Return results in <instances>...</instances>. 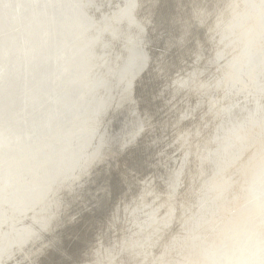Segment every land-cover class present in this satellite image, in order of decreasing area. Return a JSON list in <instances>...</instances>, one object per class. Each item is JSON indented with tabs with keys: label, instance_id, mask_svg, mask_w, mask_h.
<instances>
[{
	"label": "bare ground",
	"instance_id": "1",
	"mask_svg": "<svg viewBox=\"0 0 264 264\" xmlns=\"http://www.w3.org/2000/svg\"><path fill=\"white\" fill-rule=\"evenodd\" d=\"M29 1L32 2V3H30L31 4L30 6H29ZM29 1L28 0H16V1L14 0V2H13V0H1L0 6L5 7L4 13H7V14L11 13L14 16L16 24L24 26L23 25L24 20H27L30 18L27 17L26 19H22L23 16H26V15L29 16L30 15V17L33 18L38 13H40L41 9L43 8V6H39V7L37 6L36 1H38V0H29ZM55 1L60 2L62 0H55ZM85 1L87 2L88 0H85ZM92 1L95 2V5L100 4L102 2V0H92ZM107 1H109V0H106V2ZM114 1H116V0H114ZM165 1L166 0H131V4H129V6H128L129 7L128 11H130V9H131V11L129 13H125L119 20H118V18H119L118 14L115 17H113L112 21H111V19H107L106 24L108 23L110 25H114L109 29V31L107 33H104L103 31L100 32L99 31L100 26H96L94 23H92L93 27L89 26L91 23H88L89 25L87 24L88 30L86 28L82 27L80 24V21L82 19V14H80V12H79V13L73 15V18L70 19L68 17V19H66L65 22L62 23V25L64 26V31L62 32V34L64 33V36L60 35L61 33L59 31L58 24L61 21H58L56 23V20H55L56 14L54 13L55 11L53 12L50 9H46V13L51 17L54 24L45 27L44 33H47V34L49 33V35H51L53 37V44L59 46V49L56 52H54V54L52 55V59H54L55 61H58V59H63V60H61V62L56 64L54 73L50 77V79L51 80L53 79L54 75L57 72V68H59L58 72H57L59 74L61 72H64V71L71 72L72 69H74V68H75L74 71H76L75 75H73V78L70 80V82L66 83L65 87L63 86L62 91L60 89L61 93L59 91L57 96L54 95V94H56V92H54L53 88H51V89L49 88L46 90H43V89L30 90V88L28 86V78L31 75V73H34V67H32V65L30 64L29 61L39 50V48L38 47L36 48V45H34L33 42H31L32 45L31 44L27 45V42L20 45L21 49L18 50V52H17L18 56H15L16 59H14V58L10 57V54L13 55L14 51L11 50L10 46L7 43L0 41V69L2 68V64L4 63L5 67L4 66L3 67L6 68L7 69L6 71L9 72V73L4 72L5 74L0 73V87H4L9 82L10 78H8V76H10L11 74L16 73L18 75V77H20V72H21L20 69L22 68L21 67L22 64H23L22 69L25 68L27 70V72H25L27 74H25V76L24 75L22 76V77L26 78V80H25L26 84L24 82L25 86L22 87L18 84V88L20 89V91L18 92V94H20V96H19L20 106L18 108L14 109L11 112V114L7 115L5 118L0 116V174H2V173L4 174L6 169H7V171H9L10 169L17 167V169H15L16 174L13 173L12 175L18 176V177L16 176L17 178L16 177L14 178L15 180L13 179V176H11L12 179L9 181L4 179L5 185L2 184L3 183L2 179H1L2 183L0 182L1 183L0 184V228H1L0 229V247L2 246L0 248V255L1 254L4 255V256H0V261L1 260L4 261L5 258H6V260H8L7 257H9V255L12 253L13 250H16V249L19 250L25 244H27L30 240L36 239L38 234L40 232H42L43 229H45L46 231L51 230V232H53L52 230H54L55 228H58L59 231L61 230V232H64V229L67 228L68 226H70L71 224L68 223L67 221H66L67 223L64 222L65 220L63 221L62 219L56 220V218H58V216L60 214L62 216L61 211L63 209H66V208H64V206L62 204L57 203L53 199V198H56L55 195H56V193L59 192L58 191V187L60 188L59 185L60 184L62 185V183L64 181H68L70 183V180L72 178H74V180L73 179L72 180L74 182H76V180H79L82 176H84L86 174V172L88 173L87 170L89 168L93 169L96 166L100 167V166H104V165L109 163L107 165V168L110 170L111 167L117 165V160H118L117 157H119V156H121V157L125 156V157H127L126 159L132 157L135 160H137V158L139 156H140L139 158H141V156H143L145 154V153L143 154L142 150H144V148L148 146L147 144L149 143V141L157 138V137H155V138L151 137V135L154 136L155 133L150 134V135L144 134V132L147 131L148 128L150 129V123L151 122L153 123L152 130L154 131V129H155L154 123H156L157 124V131L160 132L161 129H163V128L165 129V127H166L165 126V117L166 116H171L174 118V120L172 121V125H173V123L177 120V118H179L180 113L183 112L184 107H186L189 103H191V102H189V99H191V98H189L187 100V98H188V96H190V94H193L194 91H198V93H199V89L202 90V92L200 91V94L203 93L204 91H206V93H208V94L212 93L211 91L208 92V87L210 85V82L208 81V78H210V77L207 75L208 74V72H207L208 68H209V71L215 70V73L217 74V76L222 78L221 83L219 85H216L217 86L216 88L214 86L215 84H213V83H215L217 80L216 81L212 80L211 89L215 88L214 91L216 93V96L222 95L223 90L225 89L224 87L226 85H228V83H239L240 85L237 89H235V91H232L231 87L233 84H231L229 89L231 88L232 94L227 98L225 97L226 99H223V100L220 99L217 101H214V100L209 101L208 100V102L212 103V104L210 103L211 104L210 113H208L209 112L208 111V109H209L208 103L206 101H204L206 103L203 102L204 104L203 105L201 104L202 105L201 107L199 106L200 109L196 110V112H194L195 118L201 116L200 120L198 122H196V121L191 122V124L189 123L190 125H195V123H203V121L205 119L208 120V116H210L212 118L209 126H208L209 123H207L205 126L203 125V127L201 128V138L198 139V142L200 143L198 146L199 150L196 151L198 149V147H194L196 149L195 151L199 153V157H198V155H193V154L191 156L188 155L190 157L189 170L187 171L188 173H185L183 171L186 175L188 174V177L191 179V182L189 181V183H191V186L188 189V193H186L187 199L185 196L184 202H183L184 206L188 205L189 207H191V209H187L188 213H186L187 211L185 209L184 211H186V212H183L182 215L180 214L181 215L180 220L185 223L186 228L192 227L194 224H196V227H197V222H199L203 219V216H202L203 214H202L201 215L202 219H201V217H199L201 220H199V221H196V219L194 220V218H196V217H194L195 215H193V213H194L195 209L198 207L197 202H199L198 200H200L199 198L202 197L201 195L204 193V191H206L208 186L216 184V182H217L216 179L209 181L208 178L211 175V173H213V170H217V168H216L217 165L222 160H224V159L226 160L230 156L232 157V155H234V154L239 155L241 153L244 145L247 143H250L249 141H251V140L253 142V139L257 140V143L253 142L254 143V149L258 146V144L261 145V143H264V0H171V2L175 5V7H174L173 11L170 13V15L167 14L169 12V10L167 11V13H158L160 10H163L166 7H168V4ZM40 2H42L41 5H43L44 2L42 0ZM117 2H118V0H117ZM13 3L14 4L16 3V4L14 5ZM46 3L47 2H45L44 4H46ZM114 3H111V4L114 5ZM123 3H124V0H123L122 4ZM117 5H119V4H117ZM88 6H89V8H91L90 5H88ZM16 7H17V9H19L18 7H20V16L19 17H16L13 14L16 10ZM96 7L98 8V6H96ZM105 7H107V6H105ZM9 8H11V9L9 10ZM101 9H103V8H101ZM132 9H133V11H132ZM84 10H85V8H84ZM84 10H83V13H84ZM90 10H89V12H90ZM103 10L99 11V12H101L100 15H98V13H96L97 15H95V14L94 15L96 17H98V19H100V18L108 15V13H110L108 11L106 12ZM94 11H92V12H94ZM112 11H113V9H112ZM85 13H86V10H85ZM114 13H115V11H114ZM70 14H71V11H70ZM90 14H92V13H90ZM138 14L141 15V17H138L137 16ZM152 16L157 20V22L155 21L156 25L154 28L148 29L149 32L146 29L148 33H145L144 37L147 40V41H145L144 38H141L142 33L140 32V29L144 25V19L147 18L153 22ZM70 17H72V16H70ZM26 22H29V21H26ZM117 22L120 25V29H123V35L116 32V29L119 26ZM99 23H101L100 20H99ZM22 28H20V31H22ZM81 28L85 30L84 35L82 36V38L77 37L78 39L75 40L74 42H72L73 44H72L71 48L70 47L68 48V43H69L68 38L76 30H80ZM155 29H162L164 31V33H165L164 38L168 42V45H169L167 47L170 48L169 55H167V56L171 55V58L166 57V59H165L166 61L164 60L165 62L164 61L162 62L163 58L160 57L162 54V52H161V53H159V55H160L159 59L158 60L155 59L157 62L154 61L158 64L150 65L149 58H148V51H150V50H148L146 52L145 51L146 50L145 45L148 44V42L151 43V40H149V39L152 38L151 36L153 34H155V31L151 32L150 30H155ZM30 30H32V29H30ZM141 30H143V29H141ZM78 34H80V33H78ZM159 34H161V33H159ZM22 35H24V34H22ZM94 35L97 36V39L95 41H92L89 44L88 51L84 54L79 53L82 57V60L75 59V57L72 54L73 51L75 50V47L81 43H85L90 38H92V36H94ZM77 36H79V35H77ZM154 37H155V35H154ZM28 39H26V40H28ZM156 39H158V37ZM156 39H154V40L156 41ZM158 40H160V39H158ZM162 40H164V39H162ZM162 40H161V42H162ZM159 43H160V41H159ZM152 44H154L153 39H152ZM146 46H149V45H146ZM155 46H156V44H155ZM132 47H134L136 49H132ZM160 47H161V45H160ZM169 48H168V50H169ZM110 50L114 51L113 58H114L115 62L120 65V67L117 69V70H120V72L115 70L116 68H115L113 60L111 58H107V62H109L111 64V66L114 67L115 69H113L111 67H109L107 69V67L105 66V62L103 60H104L106 54ZM164 50H165V48H164ZM153 52L151 54H153ZM217 53H219L220 55H222V54L224 55V57H222L221 60H224V59L227 60L225 64L221 63L220 61H217L218 59L215 57L216 55H218ZM151 54L149 53V55H151ZM157 55H158V53H157ZM153 56H155V55H153ZM196 57H200V59H198V61L196 62V66H195L196 68L195 67L191 68V65H192L191 62ZM132 58H134L135 61H138V63H137L138 65L136 68L134 66H130V65L127 66L128 61ZM215 58H216V60L213 62V59H215ZM144 59H145L146 63H149V66L152 69L148 68L149 69L148 71H144L143 78H141V75L143 72L140 71V63H142ZM63 62H64V64H63ZM159 63H161V64H159ZM208 63L210 64L209 67H208ZM12 64H14V68L12 67ZM159 65H161V66L159 67ZM158 68H160V71L158 73H155V70ZM205 69H207V70H205ZM1 71L2 70H0V72ZM40 73H43V72L40 71ZM190 73H193V74H190ZM22 74H24V73H22ZM102 74H105L103 77H101L102 80H105V82H104V84H102V83L99 84V85H102L101 88L97 87L94 90L93 85L96 82L97 77L101 76ZM147 75H149V76L147 77ZM172 75H174V76L178 75L180 81L182 80L178 84L177 87H175V86L172 87V84L168 83L170 80V77ZM207 76H208V78H207ZM58 78H59V76H58ZM63 78H64V76H63ZM156 78H158V83L157 84L155 83L156 86H154V88H153L154 90H151V92L149 94L142 96L141 99H139V96H138V99H137L136 98L137 96H135V94L136 93L138 94V90L136 91V89H134L135 88L134 85H137L140 82L144 81L145 86H146L147 84L149 85V83L153 82ZM21 79H23V78H21ZM56 79L57 78H55V80ZM59 81H60V79H59ZM61 81H62V79H61ZM132 81H136V82L132 83ZM53 83H52V85H53ZM176 84H177V82H176ZM59 85L57 86L58 88H59ZM57 87H54V88H57ZM234 87L236 88V86H234ZM79 88H81V91H78ZM97 89H99V90H97ZM145 89H147V88H145ZM149 89H152V88H149ZM128 90L130 92L127 93V95L123 99H120L119 96L125 94ZM229 91L228 92L226 91L227 96H228ZM231 91H230V93H231ZM81 92H85V94H82L80 99H78L76 93H81ZM101 92H103L102 95H101ZM142 92L144 93V91H142ZM145 92H146V90H145ZM96 94H98V96L99 95L101 96L104 104L101 103V104H99V106H97V102L94 101V97ZM211 96H213V95H211ZM223 97L224 96H222L221 98H223ZM1 98L2 97L0 96V101H1ZM103 98H104V100H103ZM44 99L51 101L52 105L55 106V109L52 108L51 110L50 109L46 110L41 115H32L30 120L26 119L29 122L31 121L29 123L30 126L28 128L22 127L19 123V119L23 120V118L21 117L22 114L20 115L21 118H19V116H17L18 113L24 111L26 108L27 109H30V108L36 109L37 108L38 109V107L40 108L42 105H43L42 107H44V104H43ZM205 99H207V98H205ZM211 99H213V98H211ZM184 100H185V102H184ZM198 101L202 102L203 100L201 101L198 99ZM46 104H48V103L46 102ZM189 105H191V104H189ZM60 106L65 107V109L62 108L59 111ZM57 107H58V109H56ZM45 108H47V107H45ZM48 108H50V107H48ZM83 108L86 109V112L83 113L84 112L83 111L82 112L83 114H80V110H83ZM65 110H68L69 112L66 113ZM64 111H65V113H63ZM190 112H191V110H190ZM190 112H188V113H190ZM29 113H31V112H29ZM186 113L187 112H185V114ZM136 114L138 116H136ZM29 115H27V116H29ZM156 115H157V120H155L153 122L152 119ZM61 116H63V117L65 116L67 118V122L70 123V124H68L70 127L67 130L65 129L66 131L61 133V134H57V133L54 134L53 133L51 140H49V139H48V141L45 140L46 142L42 141V138L47 136V134H49V133L51 134L56 123L58 125V123H59L58 119ZM150 118H151V120H150ZM72 119H75V120L71 121ZM162 119H163V121H162ZM194 119L192 121H194ZM61 120L63 121L62 118H61ZM129 120H131V121H129ZM183 120H186V117ZM187 120H186V122H187ZM221 120H222V122H221ZM116 121L122 123L121 124L122 125L121 132L118 135L117 134L114 135V133H113L114 124ZM189 121H191V120H189ZM79 122H80V125L78 124ZM161 122H163V123L161 124ZM76 123L78 124L77 126H75ZM177 123H181V122H177ZM167 125L169 126L168 123H167ZM64 126H65V124H62V126H58V127L61 130L64 128ZM58 127H56V128H58ZM181 127H183V126H179V127L173 129V131L171 133L172 136L170 135L171 136L170 139L177 138V135H178L177 132L182 130ZM188 127L189 126H187V128ZM196 128H195V126H192L187 132H190V134L193 131H196V133H199L200 129H196ZM183 129H184V127H183ZM213 129H214V131L210 136L209 133ZM183 131H185V130H183ZM197 131H199V132H197ZM149 133H150V131H149ZM179 133H181V132H179ZM182 133H184V132H182ZM43 135H44V137H43ZM167 135L165 133L164 136L167 137ZM138 136L140 138H143L141 140L140 144L138 145V149L137 150L130 149L132 143H134L137 140ZM157 136H159V135L157 134ZM161 136H163V135H161ZM178 136L180 137V135H178ZM185 136H186V134H185ZM8 137H10V139L7 140ZM187 137H189V136H187ZM158 138H160V137H158ZM183 138L184 137H182V139ZM203 138H205V140H203ZM160 140L162 141V139H160ZM157 141H159V140H157ZM175 142H177V141H175ZM259 142H261V143H259ZM154 143L155 142H153V145H154ZM161 143L159 145V148L156 146H153V148L154 147L158 148L153 156H156V154H157V157H160V160L158 161L159 164L160 163L162 164V162L168 161V159H169V158L166 159L168 153L166 152L167 154H165V152L162 151L164 144L163 143L161 144ZM166 143H168V142H166ZM208 143L209 144L211 143V144L208 145ZM191 144L192 143H189V146H188L189 149H190ZM157 145H158V143H157ZM179 145H181V142L178 140V142L176 144L174 143L172 150L176 149L179 151L180 150ZM196 145H197V143L195 144V146ZM250 145H251V143H250ZM135 146L137 147V145H135ZM184 146H185V143H184ZM148 147H151V145ZM169 147H171V146H169ZM180 148H182V145L180 146ZM165 149H167V151H168V148H164V151H165ZM146 150L147 149H145V152H146ZM149 150L150 151L148 153L150 154V152H152L151 151L152 149H149ZM154 151L155 150H153V152ZM105 152L107 154H104ZM162 152L164 154H162ZM252 152H253V149L250 151V153H247L248 156H250L252 154ZM93 153H95V154H93ZM171 153L169 152V155ZM176 153L174 152V154H176ZM147 154H145L144 157ZM148 156L149 155H147V158H148ZM151 157H152V155H151ZM176 157H178V155ZM234 158H236V157L234 156ZM242 158L243 157L238 159V161L234 164V167L236 164H238L237 166H239V167H237V169L240 172H238V174H235L236 177L234 176L236 178V180H235L236 182H235V187L233 186L234 188H232L234 190L233 191L234 193L233 192L232 193L234 195H236L235 200L238 199L237 196H240L243 193L246 194V197L248 198L246 202H250V204L252 202L254 204V205L252 204L253 205V207H252L248 203L249 206L252 207L251 211H249V212L247 211L250 209V207H249V209L246 210L248 213L241 211V214L239 215L240 211L238 213L236 212L238 214V216L236 217V215H235V217H236L235 220H233V221L231 220L232 222H230V223H232V225L231 226L229 225L230 229L232 230V233L230 232V229H229V233H231V234H229V233L226 234L225 229H227V227H225L226 225L223 227V225L225 224V221L226 222L228 221L227 217H226L227 215L225 214L226 216H224L225 210L223 211L222 204L221 203L217 204V202L215 203L214 199H213V202L215 203V206L217 204V207L213 211H211V209H214V208L211 207V209H210L211 213L205 214V216L207 214L209 215L208 219L206 218L208 220V222H207L208 228L204 229V227H203L202 228L203 230H202L200 228L202 226L199 227V225H198L199 229L196 230L195 232L191 233L190 236L187 235L186 236L187 238H185V240L180 243V244H182V243L184 244L183 248L181 246L182 249L180 248V244H178L179 249L176 252L177 255L175 253V251H176L175 249L177 246L175 244H173V245H175V247L172 248V246L169 245V247H171V248H166V250L164 251L163 254H161L158 257L156 256L158 259L160 258L162 260L163 263L161 262V264H164V262H165V264H179V262H181V261H178V260H181V258L183 259L184 255L182 256V254L185 252V249L187 250V253H189L188 254L189 258L193 261L194 264H221V262H218V258H219L218 255H221L220 254V252H221L220 248H221V246H223L222 244H223L224 240H226L228 238H229L228 245L230 244V247H228L229 251L224 254V259H223L224 263L223 264H264V166H263L264 164L262 166H260L264 162V158L261 159L262 162L259 161L258 159H254L253 161H251V162L249 161L247 163L245 161L242 163ZM255 158H256V156H255ZM105 159H110L111 161H109V160L105 161ZM131 159H130V161H131ZM181 159H183V158H181ZM187 159H189V158H187ZM9 160H11V161H9ZM234 160H237V159H234ZM170 161H171V159H170ZM185 161H187V160L185 159ZM194 161H195V164L193 163ZM233 161H232V163H234ZM146 162H148V161H146ZM158 162H157V164H158ZM173 162L175 163V161H173ZM173 162L171 163L172 165L174 164ZM183 162H184V159H183ZM137 163H139V162H137ZM177 163H178V161H177ZM113 164H115V165H113ZM139 164H141V163H139ZM144 164H146V163L144 162ZM151 164L153 165L152 161H151ZM223 164H225V163H223ZM129 165H131V164H129ZM168 165H169V163H168ZM139 166H141V165H139ZM146 166H147V164H146ZM181 166L184 170L185 168H184L183 164H181ZM152 167H154V166H152ZM160 167H161V165H160ZM223 167H224V165H223ZM182 168H180V169H182ZM219 168H221V167H219ZM164 169H166V168L158 169L161 173L160 174L161 176L167 175V173H166V175H164L165 174ZM175 169L177 170V168H174V170ZM95 170H96V168H95ZM109 170H106V171H109ZM114 170H115V172H116V170L118 171V169H114ZM141 170H142V168H141ZM141 170H139V171H141ZM172 170L173 169H171V172H173ZM99 171H100V169H99ZM120 171L123 172L124 170H120ZM169 171H170V169H169ZM218 171H219V173H221L220 169H218L217 172ZM6 172H5V174H6ZM131 172H132V170H131ZM166 172H168V171H166ZM232 172H233L232 169H227V170L223 171L224 178L227 176H231ZM139 173H138V175H139ZM156 173H158V172H156ZM184 173H182V174L184 175ZM235 173H236V170H235ZM94 175H96L95 172H94ZM119 175H117V176L119 177ZM129 175L131 176V174H129ZM129 175H128V177H129ZM219 175H217V176L219 177ZM100 176H102V175H100ZM100 176H99V178H100ZM103 176H102V178H100L101 180L103 179ZM111 176H113V175L111 174ZM149 176H150V174H149ZM151 176H153V175H151ZM7 177H9V176L7 175ZM188 177H187V179H188ZM212 177H213V175H212ZM91 178H92V176H91ZM93 178H95V177L93 176ZM97 178H98V176H97ZM157 178L159 179V177H157ZM157 178H155V179H157ZM231 178H233V177H230V180H231ZM138 179H140V177ZM227 179H228L227 182H230L229 178H227ZM142 180H144V182H145L146 179H142ZM233 180H234V178H233ZM80 181H81V179H80ZM105 181H106V179H105ZM114 181L117 182V180H115V179H114ZM157 181H159V180H157ZM176 181H178V179ZM176 181H175V184H177ZM206 181H208L207 182L208 184H206ZM162 182L164 183L165 180H163ZM81 183H82V181H81ZM96 183H98V182H96ZM117 183H116V185H117L116 187H118V184H119V183L118 184ZM132 183H134V182L132 181ZM136 183H138V181ZM153 183H154V181H153ZM233 183H234V181L231 182V184H233ZM104 184H105V182H104ZM122 184H124V183H122ZM150 184H151V181H150ZM173 184H174V181H173L172 177L169 176L166 180V185H165L166 189L169 190V189L173 188ZM175 184H174V186H176ZM218 184L219 183H217V185ZM225 184H229V183H225ZM67 185H70V184H67ZM73 185H76V187H77L78 184H73ZM79 185H80V183H79ZM93 185H91V186H93ZM83 186H85V185H83ZM86 186H87V184H86ZM89 186H90V184H89ZM221 186H223V185H221ZM96 187H97V184H96ZM141 187H143V186H141ZM161 187H162V184H161ZM179 187H181V186H179ZM228 187H230V186L228 185ZM99 188H101V187H99ZM136 188H138V187L136 186ZM210 188H214V187H210ZM80 189H81V187H80ZM166 189L164 188V190H166ZM217 189H219V188H217ZM222 189L224 190L225 188H222ZM229 189H231V188H229ZM79 190H78V192L80 194L81 191H79ZM91 190H92V187H91ZM153 190H155V189H152V191ZM213 190H215V189H213ZM100 191L102 192L103 190H100ZM146 191L147 190H145V192ZM171 191H173V190L171 189ZM3 192H6V193L1 194ZM78 192H76L75 194H77ZM86 192H88V191H86ZM96 192H97V190H96ZM114 192H115V189H114ZM218 192H223V191H218ZM88 193H90V192H88ZM94 193H95V191H94ZM103 193H104V191H103ZM107 193H109V192L107 191ZM139 193H140V191H139ZM209 193H207V194H209ZM214 193L215 192H213V194ZM62 194H63V192H62ZM149 194L150 193H148L147 196H149ZM233 194H231V195H233ZM67 195H66V197H67ZM105 195H106V192H105ZM216 195L217 194L215 193V196ZM227 195H229V194H227ZM91 196H92V194H91ZM217 196H216V198H217ZM219 196H222V194ZM233 196H231V197H233ZM242 196L245 197V195H242ZM83 197H85V195ZM108 197H106V198H108ZM135 197H137V195ZM204 197H207V196H204ZM212 197L214 198V196H212ZM228 197L229 196H227L226 198H228ZM246 197H245V199H246ZM101 198L103 199V197H101ZM141 198H143V199L145 198L144 192L142 193V196H140L137 200L133 198L134 200L132 201V199H131L132 202L130 204L126 203V205H127V207L125 208L126 210L125 209H123V210L126 211V213H125V211H124V213L128 215V217H129L128 219L130 221L134 222V223H131V225H135L137 228L143 227V229L140 228L142 231L139 229L141 231V233L137 237L134 238V236H133L134 241L131 242V244L126 239V243L128 242L129 244H124V247H122V250H124V251L123 252L121 251L122 253L117 254V256H115V257H114V255L112 257V255H111L112 253H110V255H111L110 257L112 258V260H113L112 262L114 264H130L131 261L134 259L133 254L135 252L134 250H136V249H137L136 251L140 253L139 255H141V253H144V252L146 254L147 251H145V250L148 249L149 247H146V246L139 247V246H137L138 243H136V242L142 241L143 239L152 235L153 233H155V231L160 229V222H161L160 220L157 221L156 223L154 222V224L151 225L152 223L149 224V221L147 220L148 218H146L147 216L141 217L143 215V214L141 215V212L143 210V209H141V207H143L142 205L151 201L150 198L147 197L149 200H147V198H146L145 199V200H147L146 202H144V201L140 202ZM208 198H209V196H208ZM222 198L220 197V199H222ZM181 199H180V201H181ZM205 199L206 198H204V200H203L204 202H205ZM210 199H212V198H210ZM210 199H208V200H210ZM61 200H63V198ZM77 200L78 199H76V201ZM235 200L233 199V201H235ZM216 201H218V200H216ZM230 201H232V200H230ZM244 201H243V203L246 204V202H244ZM64 202L66 203V201H64ZM87 202H89V201H87ZM83 203H81V204H83ZM93 203H95V201ZM93 203H92V205H94ZM99 203L100 202L98 201V204ZM102 203H105V202H102ZM207 203H209V202H207ZM207 203H206V205H207ZM230 203L232 204V202H230ZM235 203H236V201H235ZM237 203H238V201H237ZM241 204L242 203L240 201L239 206ZM73 205H75V203H73ZM175 205H177V204H175ZM233 205H234V203H233ZM6 206H8V207L12 206L15 209V211L18 210V211L22 212L23 215H20V212L18 214V216L20 217V218L18 217L19 219L26 218L27 215H29L28 217L31 216V218H29V219H31V221L29 220L31 223L28 224V226L26 228H24L23 230H20L19 232H16V233L10 234L11 232L8 233V232L3 231V230H6L7 228L3 229L2 227L5 226L6 224H8V223H6L5 225H3V222H2L3 220L5 221V219H6L7 214L5 215L6 212L4 213V211H3L4 207H6ZM25 206H27V208L30 207L31 209L30 210L26 209L27 211H25V208H26ZM85 206H86V204H85ZM87 206H88V204H87ZM119 206H120V203H119ZM151 206H153V204ZM151 206H147V207H145V209L147 210L148 207L150 209ZM156 206H158V204ZM224 206L225 205H223V207ZM80 207H82V205ZM89 207H91V206H89ZM107 207H108V204H107ZM189 207H187V208H189ZM205 207L207 208V206H205ZM226 207H227V205H226ZM234 207H237V206H234ZM242 207H241V209H242ZM246 207H248V206H246ZM115 208H116V206H115ZM119 208H122V207H119ZM228 208H229V206H228ZM230 208H232V206ZM244 208L245 207H243V209ZM5 209H7V208H5ZM103 209H102V211H104ZM160 209H161V207H160ZM233 209H231V210H233ZM9 210H10V208H9ZM86 210H88V208ZM86 210H84V211H86ZM154 210L155 209H153V212H154ZM68 211H70V210H68ZM84 211H82V212H84ZM89 211H92V210H89ZM119 211H120V209H119ZM119 211H118V213H119ZM176 211H177V209H176ZM115 212H116V210H115ZM153 212H151L149 214H152ZM156 212L157 211H155V216L154 215L153 216L157 219L161 215L156 213ZM206 212H207V210H206ZM229 212H230V209H229ZM13 213L14 212L12 210H10L8 215L11 216ZM16 213H18V212H16ZM143 213H144V211H143ZM231 213H232V211H231ZM73 214H74V211H73ZM79 214L80 213H78V216H79ZM93 214H95V216H96L97 212L96 213L94 212ZM105 214L107 215L108 213H105ZM198 214H199V212H198ZM88 215L89 214H87V216ZM146 215H147V213H146ZM81 216H82V214H81ZM120 216H117V217L121 218ZM148 216H150V215H148ZM231 216H232V214H231ZM151 217H152V215H151ZM27 219L28 218H26L25 220L27 221ZM107 219L105 217L104 221L105 220L107 221ZM149 219H151V218H149ZM204 219H205V217H204ZM22 220H24V219H22ZM67 220H69V219H67ZM168 220H170V219H168ZM6 221H7V219H6ZM69 221H71V220H69ZM80 221L82 223V220H80ZM87 221H85V222H87ZM101 221H103V220H101ZM11 222H9V223H11ZM90 222L92 223V221H90ZM151 222H152V219H151ZM19 223H18V225H21ZM71 223L73 224L74 222H71ZM75 223L78 224L77 222H75ZM184 223H182V225ZM205 223H204V225L206 226ZM12 224H14V223H12ZM15 224L13 225V227L15 226ZM18 225H16V226H18ZM23 225L25 226V223H23ZM96 225L98 226L99 223H97ZM100 225H104V224L102 223ZM162 225L164 226V224H162ZM79 226H81L83 228L82 224L81 225L79 224ZM88 226H90V225L88 224ZM88 226H87V228H88ZM178 226H179V223H178ZM21 227H22V225H21ZM21 227H20V229H21ZM90 227H92V226H90ZM120 227H121V225H120ZM129 227H132V226H129ZM95 228H97V227H95ZM106 228H108V227H105V229ZM179 228L182 229V227H179ZM193 228H195V226L192 227V229ZM111 229H113V228H111ZM15 230H17V229H15ZM66 230H65V232H66ZM106 230L108 231V229H106ZM79 231H81V230H79ZM90 231H91V229H90ZM103 231H105V230H103ZM77 232H78V230H77ZM82 232H83V230H82ZM99 232H101V231L99 230ZM190 232H191V229H190ZM227 232H228V230H227ZM88 233H87V235H88ZM94 233H96V232H94ZM103 233H102V235H103ZM110 233H112V231H110ZM46 234H42V235H46ZM182 234H180V235H182ZM47 236H44V237H46V239H47ZM70 236H71V234H70ZM109 236H111V235H109ZM119 236L120 237L124 236V233L122 236L121 235H119ZM152 236H154V237H151V236L150 237L155 238V245L156 246L155 245L154 246L159 247L160 246L159 239L157 241L158 231H157V234L152 235ZM55 237H57V236H55ZM183 237H185V236L183 235ZM52 238H54V237H52ZM62 238H64V237H62ZM77 238H79V237H77ZM93 238L95 239V237H93ZM101 238L102 237H100V239ZM106 238H109V237L107 236ZM113 238H111V239H113ZM97 239H98V237H97ZM111 239H110V242H111ZM114 239L116 240V237ZM123 239H125V238H123ZM180 239H181V237H180ZM145 240L143 242H145ZM151 240H153V239H151ZM38 241H37V243H38ZM41 241H44V240H41ZM49 242H50V240H49ZM57 242H60V240ZM72 242L73 241L71 240V243ZM97 242H99V241H97ZM134 242L136 243L135 246H137L139 248L133 247V244H135ZM169 242H168V244H169ZM177 242H178V240H177ZM105 243H104V246H105ZM112 243H113V241L111 242V244ZM116 243H117V241H116ZM124 243H125V241H124ZM146 243H147V240H146ZM172 243H174V242H172ZM69 245L67 243V246H69ZM87 245H89V244H87ZM97 245H98V243H97ZM165 245H166V243H165ZM117 246H115V251H116ZM120 246H118V248ZM127 246H130V248H127ZM163 246H164V244H163ZM166 246H168V245H166ZM28 247H30V246H28ZM58 247H59V245H58ZM150 247H152V246H150ZM224 247H225V243H224ZM31 248L33 249L32 246H31ZM54 248H55V246L53 247V252L56 253L57 249H54ZM64 248H65V246H64ZM76 248H77V246H76ZM78 248H79V246H78ZM164 248H165V246H164ZM85 249H87V248H85ZM47 250H49V249H47ZM58 250H59V252H61L59 248H58ZM61 250H62V248H61ZM71 250H73V249H71ZM119 250H118V252H119ZM155 250H156V248H155ZM44 251H46V249ZM62 251H64V250H62ZM178 251H179V253H178ZM21 252H22V250H21ZM37 252H39V251H37ZM76 252H77V250H76ZM106 252H107V250H106ZM132 252H133V254H132ZM157 252H158V250H156V253ZM152 253H153V255H155L154 254L155 251H153V252L151 251V254ZM16 254H18V253L16 252ZM53 255H55V254H52V256ZM72 255L69 254V256H72ZM89 255H90V253H89ZM95 255H98V254H95ZM104 256H105V254H104ZM135 256L138 257V255H136V254H135ZM176 256H180V257H176ZM21 257H22V255H21ZM45 257H46V255H45ZM110 257H108V258H110ZM143 257H145V256H143ZM186 257H185V259H187ZM12 258H13V256H12ZM55 259H57V258H55ZM67 259L69 260L68 257H67ZM84 259H85V257H84ZM220 259H222V258H220ZM12 261L13 260H11V262ZM22 261H21V263L24 262V261L23 262ZM158 261L159 260L155 261L156 264L158 263ZM31 262H32V260H31ZM39 262H41V261H39ZM71 262L72 261H70V264H71ZM86 262H87V260H86ZM98 262H99V260H98ZM148 262H150L149 259H148ZM94 263H96V261ZM0 264H1V262H0ZM63 264H64V262H63ZM74 264H75V262H74ZM82 264H84V263H82ZM101 264H105V262H101ZM141 264H143V262Z\"/></svg>",
	"mask_w": 264,
	"mask_h": 264
},
{
	"label": "rangeland",
	"instance_id": "2",
	"mask_svg": "<svg viewBox=\"0 0 264 264\" xmlns=\"http://www.w3.org/2000/svg\"><path fill=\"white\" fill-rule=\"evenodd\" d=\"M16 1V0H15ZM41 0H38V1H36L37 2V6L39 7V6H44L45 4V2H48V1H51V0H42L44 3H43V5H41L42 4V2H40ZM89 1V2H88ZM87 2L86 1H84L83 2V10H84V8H85V10H86V13L88 14V15H93V16H95V15H97L96 13H98V15H100L101 14V12H99V11H102L103 9V11H108V12H110V13H108V16H113L114 14H116L118 11H119V9L120 8H123L124 6H129V4H131V0H124V3L122 4V2H123V0L121 1V0H118V2H117V0L116 1H114V0H109V1H107L106 2V0H102V2L100 3V4H96L95 5V2H93L92 0H88ZM13 2H14V0H13ZM39 2V3H38ZM70 2H71V0H70ZM106 2V3H105ZM115 2V3H114ZM91 3V4H90ZM103 3V4H102ZM110 3V4H109ZM111 3H114V5L113 4H111ZM14 4V3H13ZM16 4V3H15ZM14 4V5H15ZM72 4V3H71ZM90 5V7L91 8H89V6L88 5ZM116 4V5H115ZM117 4H119V5H117ZM122 4V5H121ZM92 5V6H91ZM100 5V6H99ZM94 6V7H93ZM96 6H98V8L96 7ZM102 6V7H101ZM105 6H107V7H105ZM105 7V8H104ZM115 9H114V8ZM19 9H17V7H16V10H15V12H14V15L16 16V17H19L20 16V7H18ZM74 8V9H73ZM73 8H68L67 7V11H66V13H65V20L66 19H68V17L71 19V18H73V15H75V14H77V13H75L76 12V8H77V6H74ZM92 10V11H94V12H92L91 10H90V12H89V10ZM101 8H103V9H101ZM98 9V10H97ZM112 9H113V11H112ZM85 10H84V18L82 17V19H81V21H80V24H81V26L82 27H84V28H86L87 30H88V26H87V24L88 23H91L90 21H88L86 18H85ZM110 10V11H109ZM169 10V12L167 13V11ZM53 12H54V10H52ZM70 11H71V14H70ZM114 11H115V13H114ZM173 11V9H171V8H169V7H166L165 9H163V10H160L158 13H167V14H169L170 15V13ZM55 13V12H54ZM90 13H92V14H90ZM56 14V13H55ZM69 14V15H68ZM95 14V15H94ZM136 15V14H135ZM134 15V16H135ZM70 16H72V17H70ZM138 17H141V15H137ZM137 17V18H138ZM152 20H154V21H156L157 22V20L152 16ZM24 25V24H23ZM89 25V24H88ZM153 25V23L151 24V25H143V27H141V29H143V30H141L140 29V32L142 33V37L141 38H144V40L146 41V39H145V33H148L149 32V30L148 29H151L150 27ZM90 27H93V25H92V23L89 25ZM95 26V25H94ZM145 26V27H144ZM149 26V27H148ZM21 27H25V25L24 26H22L21 25ZM145 28V29H144ZM148 30V32H147V30ZM161 30V31H160ZM151 32H153L152 30H150ZM76 32V33H75ZM69 38H68V48L70 47L71 48V46H72V42H74L75 40H77L78 38H82V36L84 35V33H85V30L84 29H80V30H76ZM78 33H80V34H78ZM159 33H161V34H159ZM60 35H62V36H64V33L62 34H60ZM77 35H79V36H77ZM154 35H155V37H154ZM157 35V36H156ZM163 35V36H162ZM61 37V36H60ZM78 37V38H77ZM152 37V38H151ZM150 38L151 39H149V40H151V43L150 42H148V44H146V45H149V46H146L145 45V47H146V52L148 51V50H150V51H148V58H149V63H150V65H155V64H158V63H156L157 61L155 60V59H159V53H161L162 52V54H161V56L160 57H162L163 58V60H162V62L166 59V57H170L171 58V55L170 56H167V55H169V52H170V48L169 47H167V46H169L168 45V42L165 40V33H164V31L162 30V29H159L157 32H155V34H153L152 36H151ZM158 37V39H160V40H158V39H156ZM20 41H22V42H27V45L28 44H31L30 42H29V40H26V36L25 35H20ZM28 39V38H27ZM152 39H153V43L154 44H152ZM154 39H156V41L154 40ZM162 39H164V40H162ZM73 40V41H72ZM161 40H162V42H161ZM159 41H160V43H159ZM158 42V43H157ZM164 42V43H163ZM167 42V43H166ZM71 44V45H70ZM152 44V45H151ZM155 44H156V46H155ZM163 44V45H162ZM165 44V45H164ZM154 45V46H153ZM160 45H161V47H160ZM152 46V47H151ZM158 46V47H157ZM148 47V48H147ZM163 47V48H162ZM159 48V49H158ZM164 48H165V50H164ZM168 48H169V50H168ZM154 49V50H153ZM158 49V50H157ZM161 49V50H160ZM160 50V51H159ZM168 50V51H167ZM154 51V52H153ZM165 53H164V52ZM153 52V54H151ZM158 53V55H157V53ZM149 53L151 54V55H149ZM218 55H216L215 57L218 59L217 61H220L221 63H223V64H225L226 63V61L227 60H221V58L222 57H224V55L222 54V55H220L219 53H217ZM153 55H155V56H153ZM153 57V58H152ZM216 58L215 59H213V62L216 60ZM198 59H200V57H196V58H194L193 59V61L191 62L192 63V65H191V68H194L195 66H196V62L198 61ZM154 61H156V62H154ZM166 61V60H165ZM164 61V62H165ZM225 61V62H224ZM152 62V63H151ZM149 63H148V68H150V66H149ZM4 64V63H3ZM2 64V68L0 69V70H2L0 73H9L8 71H6L7 69L6 68H4L5 67V64L3 65ZM63 64H64V62H63ZM159 64H161V63H159ZM4 66V67H3ZM161 65H159V67H160ZM210 66V64L208 63V67ZM22 68H23V64H22V66H21ZM20 69V77H19V85L20 86H22V87H24L25 86V84H26V78L25 77H22L23 75L25 76V74H27V73H25V72H27V70L24 68V69ZM196 68V67H195ZM58 69L59 68H57V72H58ZM12 70V69H11ZM75 70V68L74 69H72V71H71V73L69 74V77L71 76V74L73 75V71ZM146 70V69H145ZM205 70H207V69H205ZM56 72V74L54 75V77H53V79H52V82H51V84H50V86L48 87V89L50 88H53L54 89V92H56V94H54L55 96H57L58 95V92L60 91V89H61V91L63 90V86L65 87V85H66V83H68L69 82V80H68V78L66 79L65 77V79L63 78V76H61V75H59V73H57ZM192 72V71H191ZM207 72H208V76L210 77V78H208V76H207V78H208V81L210 82V85H209V87H208V92L209 91H211L212 93L211 94H208V93H206V91H204L203 93H201L200 94V91L202 92V90L201 89H199V93H198V91H194V93L193 94H190V96H188V98H187V100L189 99V98H191V99H189V102H191V103H189V104H191V105H187L186 107H184V110H183V112L182 113H180V115H179V118H177V120L173 123V125H172V121L174 120V118L173 117H171V116H166L165 117V129L163 128V129H161L160 130V132L159 131H157V124L156 123H154L155 124V129H154V131L152 130V128H153V123L151 124L150 123V129L148 128V130L147 131H145L144 132V134H154V136L153 135H151V137H153V138H155V137H160V138H155V139H152V140H150L149 141V143L147 144L148 146H150L151 145V147H145L144 148V150H142V152H143V154L145 153V154H147L150 150L149 149H152L151 151L152 152H150V154L148 153L147 155H149L148 156V158H147V155L144 157V155L143 156H141V158H137V160H135L134 158H128V159H126L127 157H125V156H119V157H117V165H115V164H113V165H115V166H113V167H111V169L109 170L108 168H107V165L109 164H106V165H104V166H96L95 168H96V170H95V168H89L87 171H88V173L86 172V174L84 175V176H82L80 179H81V181H82V183H81V181H80V179L79 180H76V182H74L73 180H74V178H72L71 180H70V183L68 182V181H64L63 183H62V185L60 184L59 186H60V188L58 187V193H56V195H55V197L56 198H53L54 199V201H56L57 203H60V204H62L63 206H64V208H66V209H63L61 212H62V216H61V214L58 216V218H56V220H65L64 222H68L69 220H71L72 222H74L73 224L71 223V225L70 226H68L67 228H65L64 229V232H61V230L59 231L58 230V228H55L54 230H52L53 232H51V230H48V231H46L45 229H43V231L42 232H40L39 234H38V236H37V240L36 239H33V240H30L27 244H25L21 249H16V250H13L12 251V253L9 255V257H7V259L8 260H6V258H5V260L3 261V260H1L0 262H1V264L3 263V264H23L24 262V264H63V262H64V264H70V261H72L71 262V264H74V262H75V264H82V263H84V264H101V262H105V264H114L112 261V258L110 257L111 255H112V257H113V255H114V257L115 256H117V254H120V253H122L124 250H122V247H124V244H131V242H133L134 241V238L135 237H137L140 233H141V229H143V227H136L135 225H131V223H134L133 221H130L128 218V215L127 214H125L126 213V207H127V205H126V203L127 204H130L134 199H138L140 196H142V193L144 192V196H145V198L143 199V198H141V201L140 202H146L147 200H149L148 198H150V202H147L146 204H144V205H142L143 207H141V209H143L142 210V212H141V217H144V216H147L146 218H148L147 220L149 221V224H151V225H153L154 224V222L156 223L157 221H161L160 222V229L159 230H157L158 231V238H157V241H158V239H159V242H160V246L159 247H155L156 245H155V238H151V237H154V236H152V235H155V234H157V231H155V233H153L152 235H150V236H148V237H146L145 239L147 240V243H146V240L145 239H143L142 241H139V242H136V243H138L137 244V246H139V247H141V246H146V247H149L148 249H146L145 251H147L146 252V254H145V252L144 253H141V255H139L140 253L139 252H137L136 250H134L135 252H134V254H133V252H132V254H133V260L131 261V263L130 264H141L142 262H143V264H156V262L155 261H157V260H159L158 261V263L159 264H161V262H162V260L159 258H157L158 256H160L161 254H163L164 253V251L166 250V248H171V247H169V245L170 246H172V248H174L175 247V245L177 246L176 247V251H175V253L177 252V250L179 249L178 247H179V245L178 244H180L181 242H183L184 240H185V238H187L186 236L188 235V236H190V234L191 233H193V232H195L196 230H198L199 228H198V225H199V227L200 226H202V227H200L201 229L204 227V229H206V228H208V214L209 213H211L210 212V209H211V207L212 208H214V209H211V211H213V210H215V208L217 207V204H219V203H221L222 204V208H223V211H224V216H226L227 217V222L225 221V224L223 225V227L225 226V227H227V229H225V233L226 234H228L229 233V229H230V226L232 225V223H230V222H232L233 220H235V218L238 216V212H239V215L241 214V211H244V212H246V213H248L249 211H251V208L253 207V203L251 202V204H250V202H246L247 201V197H246V194H242V195H245V197H246V199H245V197L244 196H242V195H240V196H237V198L238 199H236L235 200V198H236V195H234L233 193V189L232 188H234L235 187V180H236V175L235 174H238V172H240L238 169H237V167H239V166H237L238 164H236L235 165V167H234V164L238 161V159H240L241 157H243L242 158V163L245 161L246 163L247 162H251V161H253L254 159H258L259 161H261L262 162V158H264V143H261V142H259V143H261V145L260 144H258V146L254 149V143L256 142L257 143V140L256 139H253V142H252V140L251 141H249L250 143H251V145H250V143H247V144H245L244 145V147H243V149H242V151H241V153L239 154V155H236V154H234V155H232V157L230 156L229 158H227L226 160L224 159V160H222L218 165H217V170L218 169H220L221 171V173L223 174V171H225V170H227V169H232V173H231V176H227V177H225L224 178V174L222 175L221 173H219V171L217 172V170H213V173H211V175L209 176V178H208V180L209 181H211V180H215L216 179V184H213V185H210V186H208V188L206 189V191H204V193L200 196L201 198H199L200 200H198L199 202H197V208L195 209V211H194V213H193V215H195L194 217H196V218H194V220L196 219V221H199V220H201L202 219V216H203V219L201 220V221H199V222H197V227H196V224H194L192 227H194L195 226V228H193L192 229V227H187L186 228V226H185V223L184 222H182L181 220H180V217H181V215H182V213L183 212H186V213H188V210L187 209H191V207H189L188 205H185L184 206V198H185V196L187 195L186 193H188V189H189V187L191 186V183H189V181L191 182V179L188 177V174L186 175L185 173H188L187 171L189 170V160H190V157L188 156V155H198V157H199V153L198 152H196V151H198L199 150V142H198V139H200L201 138V128L203 127V125L205 126L207 123H209L208 124V126L210 125V123H211V120H212V118L210 117V116H208V120H204L203 121V123H195V125H190L191 124V122H198L199 120H200V118H201V116L200 117H196L195 118V114H194V112H196V110H199L200 109V107L204 104V103H208V113H210V110H211V102H208V100L209 101H212V100H214V101H217V100H223V99H226L227 97H229L231 94H232V91H235V89H237L238 87H239V83H228V85H226L224 88V90H223V93H222V95L221 96H216V93H215V88L217 87L216 85H219L220 83H221V81H222V78L221 77H219V76H217V74L215 73V70H212V71H209V68H208V70H207ZM210 72V73H209ZM4 73V74H5ZM22 73H24V74H22ZM194 73V72H193ZM193 73H190V74H193ZM16 74V73H15ZM189 74V75H190ZM13 74H11L10 76H8V78H10L11 76H12ZM53 75V74H52ZM211 75V76H210ZM56 76V77H55ZM58 76H59V78H58ZM215 76V77H214ZM217 76V77H216ZM61 77V78H60ZM176 77V78H175ZM178 77V78H177ZM212 77V78H211ZM21 78H23V79H21ZM55 78H57L56 80H55ZM215 78V79H214ZM217 78V79H216ZM11 79V78H10ZM29 79H30V76H29V78H28V81H29ZM59 79H60V81H59ZM61 79H62V81H61ZM212 80H217L215 83H213V84H215L214 86H215V88L213 89H211V83H212ZM55 81V82H54ZM57 81V82H56ZM171 81V82H170ZM182 81V80H181ZM180 81V79H179V76L177 75H172L171 77H170V80H169V84L171 83L172 84V87L173 86H175V87H177L178 86V84L181 82ZM24 82H25V84H24ZM54 82V83H53ZM65 82V83H64ZM175 82V83H174ZM176 82H177V84H176ZM52 83H53V85H52ZM158 83V80H156L155 82H151V83H149V85L147 84L146 86H144V89H140V88H137L138 86H136L134 89H136V91L138 90V94L136 93L135 94V96H137L136 98L138 99V96H139V99H141L142 98V96H145V95H147V94H149L150 92H151V90H154L153 88H154V86H156V84ZM174 83V84H173ZM62 86H60V85ZM154 84V85H153ZM176 84V85H175ZM231 84H233L232 85V91H231V88L229 89V87L231 86ZM236 84V85H235ZM59 85V88L57 87ZM166 85V84H165ZM234 86H236V88L234 87ZM54 87H57V88H54ZM228 87V88H227ZM145 88H147V89H145ZM149 88H152V89H149ZM57 89V90H56ZM149 89V90H148ZM145 90H146V92H145ZM231 91V93H230V91ZM61 91H60V93H61ZM142 91H144V93L142 92ZM214 91V92H213ZM229 91V93H228V96H227V92ZM199 94V95H198ZM203 94V95H202ZM215 94V95H214ZM226 94V95H225ZM211 95H213V96H211ZM209 96V97H208ZM216 96V97H215ZM222 96H224L223 98H221ZM200 97V98H199ZM226 97V98H225ZM54 98V97H53ZM205 98H207V99H205ZM211 98H213V99H211ZM215 98V99H214ZM145 99V98H144ZM198 99L199 100H203L202 102H200V101H198ZM205 99V100H204ZM103 100H104V98H103ZM197 101V102H196ZM204 101H206V102H204ZM46 102L48 103V104H46ZM184 102H185V100H184ZM204 102V103H203ZM198 103V104H197ZM211 103V104H210ZM44 107H38V109L36 110V109H32V108H30V109H25L24 111H22V112H20V113H18V115L17 116H19V118H23V120L22 119H19V123H20V125L22 126V127H26V128H28L29 126H30V122L28 121V120H30V118L32 117V115H41V114H43L44 113V111H46V110H51L52 108L53 109H55V106H53L52 105V102L51 101H49V100H47V99H44ZM50 104V105H49ZM198 106H197V105ZM202 104V105H201ZM196 106V107H195ZM200 106V107H199ZM45 107H47V108H45ZM48 107H50V108H48ZM43 108V109H42ZM193 108V109H192ZM195 108V109H194ZM56 109H58V107L56 108ZM31 110V111H30ZM84 110H86L85 108H83V110H80V114H83V113H85V112H83ZM189 110V111H188ZM190 110H191V112H190ZM35 111V112H34ZM26 112V113H25ZM29 112H31V113H29ZM34 112V113H33ZM83 112V113H82ZM185 112H187L186 114H185ZM188 112H190V113H188ZM28 113V114H27ZM36 113V114H35ZM22 114V115H21ZM31 116H30V115ZM191 114V115H190ZM20 115H21V117H20ZM27 115H29V116H27ZM187 115V116H186ZM190 116V117H189ZM185 117H186V120H187V122H186V120H183V119H185ZM189 117V118H188ZM61 118L63 119V121L61 120ZM152 118V117H151ZM151 118H150V120H151ZM195 118V119H194ZM198 118V119H197ZM211 118V119H210ZM26 119H28V120H26ZM154 119V120H153ZM152 119V121L154 122L155 120H157V115L154 117ZM194 119V121H192ZM21 120V121H20ZM179 120V121H178ZM189 120H191V121H189ZM23 121V122H22ZM28 121V122H27ZM62 121V122H61ZM162 121H163V119H162ZM210 121V122H209ZM22 122V123H21ZM27 124H25V123ZM58 122L60 123H58V125H57V123H56V125H55V127H54V129H53V131L51 132V134L49 133V134H47V136H45L44 137V135H43V137L44 138H42V141H44V142H46L45 140H47L48 141V139L49 140H51L52 139V134L54 133V134H61V133H63V132H65L70 126L68 125V124H70V123H68L67 122V118L64 116H62V117H60L59 119H58ZM64 122V123H63ZM169 124V126L167 125V123ZM177 122H181V123H177ZM221 122H222V120H221ZM163 122H161V124H162ZM176 123V124H175ZM186 123V124H185ZM190 123V124H189ZM205 123V124H204ZM23 124V125H22ZM62 124H65V126H64V128L63 129H59V127L58 126H62ZM79 125H80V122L78 123ZM77 123L75 124V126H77L78 125ZM189 124V125H188ZM74 125V124H73ZM197 125V126H196ZM201 127H200V126ZM173 126V127H172ZM179 126H183L184 127V129H183V127H181L182 128V130H180V131H178L177 133H178V135H180V137L177 135V138H174V139H170V137L172 136L171 135V133H172V131H173V129L174 128H177V127H179ZM187 126H189L188 128H187ZM192 126H195V128L196 129H200V132L199 131H197V132H199V133H196V131H193L191 134H190V132H187ZM56 127H58V128H56ZM215 128V127H214ZM66 129V130H65ZM167 129V130H166ZM171 129V130H170ZM163 130V131H162ZM183 130H185V131H183ZM58 131V132H57ZM61 131V132H60ZM149 131H150V133H149ZM157 131V132H156ZM213 131H214V129L209 133V135L211 136V134L213 133ZM148 132V133H147ZM163 132V133H162ZM179 132H184V133H179ZM165 133H166V135H167V137L166 136H164L165 135ZM170 133V134H169ZM157 134L159 135V136H157ZM185 134H186V136H185ZM189 134V135H188ZM195 134V135H194ZM200 134V135H199ZM156 135V136H155ZM161 135H163V136H161ZM171 135V136H170ZM193 135V136H192ZM208 135V136H209ZM187 136H189V137H187ZM162 137V138H161ZM182 137H184L183 139H182ZM196 137V138H195ZM165 138V139H164ZM187 138V139H186ZM209 138V137H208ZM8 139H10V137H8L7 138V140ZM143 138H140L139 136H138V138H137V140L134 142V143H132V145H131V148L130 149H132V150H137L138 149V145L140 144V142H141V140H142ZM160 139H162V141L160 140ZM169 139V140H168ZM157 140H159V141H157ZM174 142H173V141ZM178 140L181 142V145H182V148H180V146L181 145H179V151L178 150H172V147L174 146V143L176 144L177 142H178ZM194 140V141H193ZM196 140V141H195ZM203 140H205V138H203ZM256 140V141H255ZM165 141V142H164ZM173 143H171V142ZM175 141H177V142H175ZM183 141V142H182ZM247 141V142H248ZM153 142H157L158 143V145H157V143L155 144L154 143V145H153ZM163 143L164 144V147H163V152H165V154H167L168 153V155H167V158L166 159H168V161H165V162H162V164L160 163L159 164V160H160V157H157V154H156V156H153L154 154H155V152H156V150L159 148V145H160V143ZM166 142H168V143H166ZM188 142V143H187ZM161 143V144H162ZM170 143V144H169ZM184 143H185V146H184ZM189 143H192L191 145H190V149H189ZM197 143V145L195 146V144ZM169 144V145H168ZM172 144V145H171ZM211 144V143H210ZM209 143H208V145H210ZM229 144V143H228ZM135 145H137V147L135 146ZM168 145V146H167ZM193 145V146H192ZM248 145V146H247ZM153 146H156V147H158V148H153ZM169 146H171V147H169ZM184 146V147H183ZM193 147V148H192ZM194 147H198V149L196 150ZM261 147V148H260ZM164 148H168V151H167V149H165V151H164ZM245 148V149H244ZM145 149H147L146 150V152H145ZM171 149V150H170ZM248 149V150H247ZM253 149V152H252V154L250 155V156H248V154L247 153H250V151ZM257 149V150H256ZM261 149V150H260ZM153 150H155L154 152H153ZM196 150V151H195ZM245 150V151H244ZM176 153L177 151V153L176 154H174V152ZM209 151V150H208ZM248 151V152H247ZM260 151V152H259ZM162 152V154H164ZM167 152V153H166ZM169 152L171 153L170 155H169ZM91 153V152H90ZM89 153V154H90ZM152 153V154H151ZM196 153V154H195ZM243 153V154H242ZM257 155H256V154ZM93 154H95V153H93ZM104 154H107L106 152L104 153ZM256 156V158H255V156ZM261 154V155H260ZM151 155H152V157H151ZM178 155V157H176ZM263 155V156H262ZM174 156V157H173ZM188 156V157H187ZM234 156L236 157V158H234ZM239 156V157H238ZM247 156V157H246ZM261 158H260V157ZM171 157V158H170ZM245 157V158H244ZM249 157V158H248ZM252 157V158H251ZM258 157V158H257ZM120 158V159H119ZM150 158V159H149ZM156 158V159H155ZM174 158V159H173ZM181 158H183L184 159V162H183V159H181ZM187 158H189V159H187ZM197 158V157H196ZM237 159V160H234V159ZM130 159H131V161H130ZM142 159V160H141ZM145 159V160H144ZM147 159V160H146ZM149 159V160H148ZM170 159H171V161H170ZM185 159L187 160V161H185ZM200 159V158H199ZM251 159V160H250ZM8 160V159H7ZM106 160H109V161H111L110 159H105V161ZM123 160V161H122ZM154 160V161H153ZM175 161V163L173 162V161ZM182 160V161H181ZM201 160V159H200ZM234 160V161H233ZM248 160V161H247ZM5 161V160H4ZM9 161H11V160H9ZM129 161V162H128ZM142 161V162H141ZM146 161H148V162H146ZM151 161H152V163H153V165L151 164ZM177 161H178V163H177ZM180 161V162H179ZM231 161V162H230ZM232 161L234 162V163H232ZM113 162V161H112ZM137 162H139V163H141V164H139V163H137ZM144 162L147 164V166H146V164H144ZM157 162H158V164H157ZM174 163L173 165L171 164V163ZM182 162V163H181ZM228 162V163H227ZM111 163V162H110ZM119 163V164H118ZM143 163V164H142ZM155 163V164H154ZM167 163V164H166ZM168 163H169V165H168ZM194 164H195V161L193 162ZM223 163H225V164H223L224 165V167H223V165L222 164ZM227 163V164H226ZM129 164H131V165H129ZM152 166H154V167H152ZM179 164V165H178ZM181 164H183V166H184V170H183V168H182V166H181ZM188 164V165H187ZM264 164V162L260 165V166H262ZM135 165V166H134ZM138 165V166H137ZM139 165H141V166H139ZM144 165V166H143ZM160 165H161V167H160ZM168 165V166H167ZM120 166V167H119ZM134 166V167H133ZM146 166V167H145ZM151 168H150V167ZM159 166V167H158ZM174 166V167H173ZM264 166V165H263ZM116 167V168H115ZM132 167V168H131ZM139 167V168H138ZM144 167V168H143ZM158 167V168H157ZM219 167H221V168H219ZM229 167V168H228ZM118 169V171L116 170V172H115V170L114 169ZM130 168V169H129ZM141 168H142V170H141ZM163 169V168H166V169H164L165 170V174L164 175H166V173H167V175L166 176H161L160 174V171L158 170V169ZM174 168H177V170L175 169L174 170ZM180 168H182V169H180ZM15 169H17V167H14V168H12V169H10L9 171H7V169L5 170V172H6V174H5V172H4V174L2 173V174H0V182L3 184V185H5L4 184V179H6V180H11L12 179V177L11 176H13V179L17 176H15V175H12L13 173L14 174H16V171H15ZM98 169V170H97ZM99 169H100V171H99ZM105 169V170H104ZM135 171H134V170ZM153 171H151V170ZM169 169H170V171H169ZM171 169H173L172 171L173 172H171ZM234 169V170H233ZM12 170V171H11ZM102 170V171H101ZM106 170H109V171H106ZM120 170H124L123 172L122 171H120ZM131 170H132V172H131ZM139 170H141V171H139ZM157 170V171H156ZM181 170V171H180ZM235 170H236V173H235ZM238 170V171H237ZM91 171V172H90ZM106 171V172H105ZM111 171V172H110ZM158 172V173H156V172ZM166 171H168V172H166ZM175 171V172H174ZM185 173H184V172ZM94 172H95V174L96 175H94ZM102 172V173H101ZM110 172V173H109ZM130 172V173H129ZM135 172V173H134ZM141 174H140V173ZM143 172V173H142ZM151 172V173H150ZM8 173V174H7ZM11 173V174H10ZM108 173V174H107ZM114 173V174H113ZM128 173V174H127ZM138 173H139V175H138ZM145 173V174H144ZM150 174V176H149V174ZM156 173V174H155ZM170 173V174H169ZM181 173V174H180ZM182 173H184V175L182 174ZM89 174V175H88ZM104 175L103 176V179L101 180L100 178H102V176H100V175ZM106 174V175H105ZM110 174V175H109ZM111 174L114 176H111ZM120 174V175H119ZM124 174V175H123ZM129 174H131V176L129 175ZM136 174V175H135ZM144 174V175H143ZM174 174V175H173ZM220 174V175H219ZM233 174V175H232ZM7 175L9 176V177H7ZM117 175H119V177L117 176ZM128 175H129V177H128ZM134 175V176H133ZM143 175V176H142ZM148 175V176H147ZM151 175H153V176H151ZM212 175H213V177H212ZM215 175V176H214ZM217 175H219V177L217 176ZM89 178H88V177ZM91 176H92V178H93V176L95 177V178H91ZM97 176H98V178H97ZM99 176H100V178H99ZM107 176V177H106ZM147 176V177H146ZM170 176V177H172V179H173V181H174V184H175V181L178 179V181H176L177 182V184H175L176 186H174V184H173V188H171L173 191H171V189H169V190H167L166 189V180H167V178ZM235 176V177H234ZM2 177V178H1ZM5 177V178H4ZM18 177V176H17ZM16 177V178H17ZM116 177V178H115ZM126 179H125V178ZM129 179H128V178ZM133 179H132V178ZM136 177V178H135ZM140 177V179H138V178ZM142 177V178H141ZM152 177V178H151ZM157 177H159V179L157 178ZM162 177V178H161ZM165 177V178H164ZM187 177H188V179H187ZM230 177H233L234 178V180H233V178H231V180H230ZM8 178V179H7ZM10 178V179H9ZM76 178V177H75ZM84 178V179H83ZM110 178V179H109ZM155 178H157V179H155ZM218 178V179H217ZM227 178H229V181L230 182H227L228 181V179ZM2 179V180H1ZM88 179V180H87ZM105 179H106V181H105ZM114 179L115 180H117V182L119 183H117L116 181H114ZM120 179V180H119ZM123 179V180H122ZM132 179V180H131ZM142 179H146L145 180V182H144V180H142ZM161 179V180H160ZM180 179V180H179ZM182 179V180H181ZM184 179V180H183ZM223 179V180H222ZM226 179V180H225ZM15 180V179H14ZM85 180V181H84ZM157 180H159V181H157ZM163 180H165V182L163 183L162 181ZM101 181V182H100ZM122 181V182H121ZM126 181V182H125ZM128 181V182H127ZM131 181V182H130ZM132 181L134 182V183H132ZM138 181V183H136ZM142 181V182H141ZM150 181H151V184H150ZM153 181H154V183H153ZM156 181V182H155ZM186 181V182H185ZM234 181V183L233 184H231V182H233ZM87 182V183H86ZM96 182H98V183H96ZM103 182V183H102ZM104 182H105V184H104ZM110 182V183H109ZM113 182V183H112ZM140 182V183H139ZM162 182V183H161ZM208 181H206V184H208L207 183ZM0 183V184H1ZM79 183H80V185H79ZM94 185H93V184ZM116 183L118 184V187H116L117 185H116ZM122 183H124V184H122ZM143 183V184H142ZM148 183V184H147ZM162 184V187H161V184ZM183 183V184H182ZM217 183H219L218 185H217ZM225 183H229V184H225ZM67 184H70V185H67ZM73 184H78L77 185V187H76V185H73ZM85 185L86 186V184H87V186L85 187V186H83V185ZM89 184H90V186H89ZM96 184H97V187H96ZM107 184V185H106ZM112 184V185H111ZM122 184V185H121ZM147 184V185H146ZM150 184V185H149ZM154 184V185H153ZM182 184V185H181ZM65 185V186H64ZM91 185H93V186H91ZM104 185V186H103ZM157 185V186H156ZM160 185V186H159ZM181 186V187H179V186ZM184 185V186H183ZM220 185V186H219ZM221 185H223V186H221ZM228 185L230 186V187H228ZM74 186V187H73ZM83 186V187H82ZM103 186V187H102ZM108 186V187H107ZM125 186V187H124ZM136 186L138 187V188H136ZM141 186H143V187H141ZM148 186V187H147ZM217 188H219V189H217ZM227 186V187H226ZM234 186V187H233ZM71 187V188H70ZM80 187H81V189H80ZM90 187V188H89ZM91 187H92V190H91ZM99 187H101V188H99ZM105 187V188H104ZM111 187V188H110ZM114 187V188H113ZM127 187V188H126ZM175 187V188H174ZM210 187H214V188H210ZM225 188L224 190L222 189V188ZM70 188V189H69ZM80 190H79V189ZM88 188V189H87ZM97 190V192H96V190ZM98 188V189H97ZM108 188V189H107ZM140 188V189H139ZM164 188L166 189V190H164ZM182 188V189H181ZM229 188H231V189H229ZM65 189V190H64ZM86 189V190H85ZM107 189V190H106ZM110 189V190H109ZM114 189H115V192H114ZM138 189V190H137ZM152 189H155V190H153L152 191ZM159 189V190H158ZM213 189H215V190H213ZM227 189V190H226ZM64 190V191H63ZM78 190L79 191H81L80 192V194H79V192H78ZM83 190V191H82ZM90 190V191H89ZM100 190H103L104 191V193H103V191L101 192ZM112 190V191H111ZM117 190V191H116ZM145 190H149L148 192L146 191L145 192ZM208 190V191H207ZM210 190V191H209ZM229 190V191H228ZM74 191V192H73ZM78 192L77 194L79 195H77V194H75L76 192ZM86 191H88V192H90V193H88V192H86ZM94 191H95V193H94ZM107 191L109 192V193H107ZM139 191H140V193H139ZM169 191V192H168ZM180 191V192H179ZM184 191V192H183ZM217 191V192H216ZM218 191H223V192H218ZM228 191V192H227ZM11 192V191H10ZM62 192H63V194H62ZM86 192V193H85ZM92 192V193H91ZM105 192H106V195H105ZM137 192V193H136ZM158 192V193H157ZM179 192V193H178ZM182 192V193H181ZM210 192V193H209ZM213 192H215L217 195V198H216V196H215V193L213 194ZM233 192V193H232ZM6 192H3V193H1V194H5ZM115 193V194H114ZM147 193V194H146ZM148 193H150L149 194V196H147L148 195ZM156 193V194H155ZM171 193V194H170ZM207 193H209V194H207ZM219 193V194H218ZM229 194V195H227V194ZM68 194V195H67ZM73 194V195H72ZM76 196H75V195ZM87 194V195H86ZM90 194V195H89ZM91 194H92V196H91ZM99 194V195H98ZM134 194V195H133ZM141 194V195H140ZM162 194V195H161ZM164 194V195H163ZM211 194V195H210ZM222 194V196H219V195H221ZM231 194H233V195H231ZM66 195H67V197H66ZM72 195V196H71ZM85 195V197H83ZM98 197H97V196ZM101 195V196H100ZM103 195V196H102ZM137 195V197H135ZM140 195V196H139ZM161 195V196H160ZM177 195V196H176ZM71 196V197H70ZM100 196V197H99ZM109 196V197H108ZM152 196V197H151ZM169 196V197H168ZM179 196V197H178ZM181 196V197H180ZM204 196H207V197H204ZM208 196H209V198H208ZM212 196H214V198L212 197ZM225 196V197H224ZM227 196H229L228 198H226ZM231 196H233V197H231ZM242 196V197H241ZM4 197V196H3ZM77 197V198H76ZM82 197V198H81ZM101 197H103V199L101 198ZM106 197H108V198H106ZM125 197V198H124ZM130 197V198H129ZM148 197V198H147ZM220 197L222 198V199H220ZM58 198V199H57ZM63 198V200L64 201H66V203L63 201V200H61ZM72 198V199H71ZM91 200H90V199ZM99 200H98V199ZM134 198V199H133ZM147 198V200H145ZM152 198V199H151ZM174 198V199H173ZM182 198V199H181ZM204 198H206L205 199V202L207 203V202H209V203H207V205H206V203L203 201L204 200ZM210 198H212V199H210ZM216 198V199H215ZM232 198V199H231ZM244 198V199H243ZM76 199H78L77 201H76ZM84 199V200H83ZM87 199V200H86ZM96 199V200H95ZM108 199V200H107ZM110 199V200H109ZM124 199V200H123ZM131 199H132V201H131ZM180 199H181V201H180ZM186 199H187V196H186ZM208 199H210V200H208ZM213 199H214V202L216 203L217 202V204H216V206H215V203L213 202ZM233 199L236 201V203H235V201H233ZM243 199V200H242ZM81 200V201H80ZM86 200V201H85ZM100 202L99 204H98V201ZM101 200V201H100ZM103 200V201H102ZM154 202H153V201ZM176 200V201H175ZM179 200V201H178ZM208 200V201H207ZM216 200H218V201H216ZM220 200V201H219ZM227 202H226V201ZM230 200H232V201H230ZM245 200V201H244ZM59 201V202H58ZM75 203V205H73V203ZM76 201V202H75ZM85 201V202H84ZM87 201H89V202H87ZM95 201V203H93ZM229 201V202H228ZM237 201H238V203H237ZM240 201H241V205L239 206V203H240ZM243 201L244 202H246V204L245 203H243ZM249 201V200H248ZM259 201V200H258ZM80 202V203H79ZM84 202V203H83ZM94 204V205H92V203ZM102 202H105V203H102ZM113 202V203H112ZM120 203V206H119V203ZM136 202V201H135ZM156 202V203H155ZM203 204H202V203ZM230 202H232V204L230 203ZM80 205H79V204ZM81 203H83V204H81ZM115 203V204H114ZM214 203V204H213ZM224 203V204H223ZM233 203H234V205H233ZM250 204V206H252V207H250L249 206V204ZM85 204H86V206H85ZM87 204H88V206H87ZM91 204V205H90ZM98 204V205H97ZM104 204V205H103ZM107 204H108V207H107ZM124 204V205H123ZM153 204V206H151ZM155 204V205H154ZM158 204V206H156ZM166 204V205H165ZM175 204H177V205H175ZM205 204V205H204ZM236 204V205H235ZM246 206H248V207H246ZM253 204V205H252ZM82 205V207H80ZM97 205V206H96ZM201 205V206H200ZM204 205V206H203ZM223 205H225L224 207H223ZM226 205H227V207H226ZM244 205V206H243ZM71 206V207H70ZM78 206V207H77ZM89 206H91V207H89ZM96 206V207H95ZM102 206V207H101ZM115 206H116V208H115ZM147 206H151L150 207V209H149V207L147 208V210L145 209V207H147ZM156 206V207H155ZM205 206H207V208L205 207ZM228 206H229V208H228ZM232 206V208H230ZM234 206H237V207H234ZM245 207L244 209H243V207ZM12 206H6V207H4V213H5V215H6V219H7V221H6V219H5V221L3 220L2 222H3V225H5L6 223H8V224H6L5 226H3L2 228L3 229H6V230H3V231H5V232H8V233H10V234H12V233H16V232H19L20 230H23L24 228H26L27 226H28V224H30L31 222V219H29V218H31V216L30 217H28L29 215H27L26 216V218H28L27 219V221L29 222H27L25 219L26 218H22V219H24V220H22V219H19L20 217L18 216V214H19V212L20 211H18V210H16L15 211V209L12 207ZM26 208H25V211H27L26 209H28V210H30L31 208L29 207V208H27V206H25ZM70 207V208H69ZM73 207V208H72ZM106 207V208H105ZM110 207V208H109ZM114 207V208H113ZM119 207H122V208H119ZM160 207H161V209H160ZM180 207V208H179ZM184 207V208H183ZM187 207H189V208H187ZM204 207V208H203ZM241 207H242V209H241ZM249 207H250V209H249ZM5 208H7V209H5ZM9 208H10V210H12L14 213L10 216V215H8L9 214ZM69 208V209H68ZM75 208V209H74ZM80 208V209H79ZM88 208V210H86V209ZM91 208V209H90ZM96 208V209H95ZM100 210H99V209ZM104 208V209H103ZM155 209L154 210V212H153V209ZM167 208V209H166ZM234 208V209H233ZM238 208V209H237ZM23 209V208H22ZM73 209V210H72ZM102 209L104 210V211H102ZM113 209V210H112ZM119 209H120V211H119ZM123 209H125V210H123ZM176 209H177V211H176ZM186 209V211H184ZM229 209H230V212H229ZM231 209H233V210H231ZM247 209H249V210H247ZM68 210H70V211H68ZM81 210V211H80ZM84 210H86V211H84ZM89 210H92V211H89ZM99 210V211H98ZM107 212H106V211ZM115 210H116V212H115ZM119 211V213H118V211ZM122 210V211H121ZM149 210V211H148ZM152 210V211H151ZM183 210V211H182ZM199 212V214H198V212ZM203 212H202V211ZM206 210H207V212H206ZM248 212H247V211ZM73 211H74V214H73ZM77 211V212H76ZM82 211H84V212H82ZM101 211V212H100ZM113 211V212H112ZM124 211H125V213H124ZM143 211H144V213H143ZM155 211H157L156 213H158V214H160L161 216L159 217V218H155L154 216H155ZM159 211V212H158ZM166 211V212H165ZM231 211H232V213H231ZM8 212V213H7ZM16 212H18V213H16ZM72 212V213H71ZM88 212V213H87ZM90 212V213H89ZM95 212H97V214H96V216H95V214H93V213ZM99 212V213H98ZM122 212V213H121ZM151 212H153L152 214H149V213H151ZM165 212V213H164ZM237 212V213H236ZM64 213V214H63ZM66 213V214H65ZM69 213V214H68ZM78 213H80L79 214V216H78ZM89 214L88 216L91 218H89L88 216H87V214ZM104 213V214H103ZM105 213H108L107 215L105 214ZM116 215H115V214ZM121 213V214H120ZM146 213H147V215H146ZM175 213V214H174ZM206 213H208L206 216H205V214ZM235 213V214H234ZM243 213V212H242ZM81 214H82V216H81ZM181 214V215H180ZM203 214V215H202ZM226 214V215H225ZM231 214H232V216H231ZM20 215H23L22 214V212H20ZM74 215V216H73ZM100 215V216H99ZM102 215V216H101ZM104 215V216H103ZM106 215V216H105ZM121 215V216H120ZM148 215H150V216H148ZM151 215H152V217H151ZM154 215V216H153ZM180 215V216H179ZM197 215V216H196ZM199 215V216H198ZM202 215V216H201ZM235 215H236V217H235ZM10 216V217H9ZM86 216V217H85ZM95 216V217H94ZM117 216H120L121 218H119V217H117ZM234 216V217H233ZM8 217V218H7ZM19 217V218H18ZM34 217V216H33ZM62 217V218H61ZM68 217V218H67ZM94 217V218H93ZM105 217H106V219H107V221L105 220L104 221V219H105ZM117 217V218H116ZM125 217V218H124ZM127 217V218H126ZM199 217H201V219L199 218ZM204 217H205V219H204ZM73 218V219H72ZM79 218V219H78ZM81 218V219H80ZM83 218V219H82ZM89 218V219H88ZM93 218V219H92ZM103 218V219H102ZM115 218V219H114ZM119 218V219H118ZM149 218H151L152 219V222H151V219H149ZM163 218V219H162ZM207 218V219H206ZM232 218V219H231ZM16 219V220H15ZM67 219H69V220H67ZM129 221H128V220ZM168 219H170V220H168ZM15 220V221H14ZM22 220V221H21ZM30 220V221H29ZM74 220V221H73ZM77 220V221H76ZM80 220H82V223H81V221ZM88 220V221H87ZM95 220V221H94ZM98 220V221H97ZM101 220H103V221H101ZM113 220V221H112ZM116 220V221H115ZM124 220V221H123ZM164 220V221H163ZM168 220V221H167ZM205 220V221H204ZM232 220V221H231ZM12 221V222H11ZM17 221V222H16ZM21 221V222H20ZM24 221V222H23ZM27 223H26V222ZM85 221H87V222H85ZM90 221H92V223L90 222ZM97 221V222H96ZM104 224V225H100V224H102L101 222ZM163 221V222H162ZM9 222H11V223H9ZM20 222V223H19ZM66 222V223H67ZM75 222H77L78 224H76ZM113 222V223H112ZM117 222V223H116ZM206 222V223H205ZM12 223H16L15 224V226L13 227V225L14 224H12ZM18 223L19 224H21L22 225V227H21V225H18ZM23 223H25V226L23 225ZM87 223V224H86ZM95 223V224H94ZM97 223H99V225L97 226L96 224ZM122 223V224H121ZM128 223V224H127ZM130 223V224H129ZM178 223H179V226H178ZM182 223H184L183 225H182ZM202 223V224H201ZM204 223L206 224V226L204 225ZM227 223V224H226ZM76 224V225H75ZM79 224L81 225L82 224V226H83V228L81 227V226H79ZM88 224L90 225V226H92V227H90V226H88ZM108 224V225H107ZM110 224V225H109ZM116 224V225H115ZM162 224H164V226L162 225ZM9 225V226H8ZM16 225H18V226H16ZM73 225V226H72ZM113 227H112V226ZM120 225H121V227H120ZM126 227H125V226ZM132 226V227H129V226ZM167 225V226H166ZM172 225V226H171ZM204 225V226H203ZM230 225V226H229ZM79 226V227H78ZM87 226H88V228H87ZM103 226V227H102ZM184 226V227H183ZM16 227V228H15ZM20 227H21V229H20ZM95 227H97V228H95ZM100 227V228H99ZM105 227H108V228H106V229H108V231L105 229ZM118 227V228H117ZM136 227V228H135ZM179 227H182V229H180ZM111 228H113V229H111ZM120 228V229H119ZM130 230H129V229ZM167 228V229H166ZM187 230H186V229ZM1 229V228H0ZM13 231H12V230ZM15 229H17V230H15ZM67 229V230H66ZM90 229H91V231H90ZM111 229V230H110ZM128 229V230H127ZM141 231H140V230ZM178 231H177V230ZM181 231H180V230ZM184 229V230H183ZM190 229H191V232H190ZM195 229V230H194ZM9 230V231H8ZM59 232H58V231ZM63 230V229H62ZM65 230H66V232H65ZM77 230H78V232H77ZM79 230H81V231H79ZM82 230H83V232H82ZM85 230V231H84ZM89 230V231H88ZM99 230L103 233V235H102V233L101 232H99ZM103 230H105V231H103ZM165 230V231H164ZM169 230V231H168ZM183 230V231H182ZM187 232H186V231ZM194 230V231H193ZM203 230V229H202ZM227 230H228V232H227ZM87 231V232H86ZM93 231V232H92ZM110 231H112V233L114 234H112V233H110ZM119 231V232H118ZM123 231V232H122ZM137 231V232H136ZM171 231V232H170ZM4 232V233H5ZM48 232V233H47ZM56 232V233H55ZM74 232V233H73ZM85 232V233H84ZM90 234H89V233ZM92 232V233H91ZM94 232H96V233H94ZM117 234H116V233ZM121 232V233H120ZM131 232V233H130ZM190 232V233H189ZM230 232L232 233V230L230 229ZM47 233V234H46ZM67 235H66V234ZM87 233H88V235H87ZM94 233V234H93ZM123 233H124V236H122L123 235ZM163 233V234H162ZM179 233V234H178ZM183 233V234H182ZM231 233H229V234H231ZM42 234H46V235H42ZM52 234V235H51ZM59 236H58V235ZM69 234V235H68ZM70 234H71V236H70ZM80 234V235H79ZM84 234V235H83ZM93 234V235H92ZM100 234V235H99ZM106 236H105V235ZM108 234V235H107ZM116 234V235H115ZM167 234V235H166ZM180 234H182V235H180ZM186 234V235H185ZM225 234V235H226ZM48 235V236H47ZM83 235V236H82ZM92 235V236H91ZM95 235V236H94ZM109 235H111V236H109ZM119 235H121L122 237H120ZM160 235V236H159ZM163 235V236H162ZM166 235V236H165ZM169 235V236H168ZM183 235L185 236V237H183ZM44 236H47V239H46V237H44ZM50 236V237H49ZM55 236H57V237H55ZM90 236V237H89ZM109 237L110 239L111 238H115L116 237V240L113 238V239H111V242L113 241V243L111 244V242H110V239L109 238H106V237ZM118 236V237H117ZM130 236V237H129ZM133 236H134V238H133ZM179 236V237H178ZM52 237H54V238H52ZM61 237V238H60ZM62 237H64V238H62ZM75 237V238H74ZM77 237H79V238H77ZM85 237V238H84ZM93 237H95V239L93 238ZM97 237H98V239H97ZM100 237H102L101 239H100ZM104 237V238H103ZM128 237V238H127ZM178 237V238H177ZM180 237H181V239H180ZM56 238V239H55ZM73 241L72 243H71V240ZM93 238V239H92ZM123 238H125V239H123ZM132 238V239H131ZM169 238V239H168ZM173 238V239H172ZM175 238V239H174ZM183 238V239H182ZM227 238V237H226ZM46 239V240H45ZM58 239V240H57ZM81 239V240H80ZM84 239V240H83ZM100 239V240H99ZM106 239V240H105ZM109 241H108V240ZM118 239V240H117ZM126 239H127V241L129 242H127L126 243ZM131 239V240H130ZM150 239V240H149ZM151 239H153V240H151ZM172 239V240H171ZM39 240V241H38ZM41 240H44V241H41ZM49 240H50V242H49ZM60 240V242H57V241H59ZM70 240V241H69ZM102 240V241H101ZM145 240V242H143ZM164 240V241H163ZM177 240H178V242H177ZM37 241H38V243H37ZM62 241V242H61ZM95 241V242H94ZM97 241H99V242H97ZM107 241V242H106ZM116 241H117V243H116ZM120 241V242H119ZM123 241V242H122ZM124 241H125V243H124ZM152 241V242H151ZM170 241V242H169ZM180 241V242H179ZM46 242V243H45ZM53 244H52V243ZM56 242V243H55ZM65 242V243H64ZM75 242V243H74ZM106 242V243H105ZM110 242V243H109ZM115 242V243H114ZM163 242V243H162ZM166 243V245H168V246H166L165 245V243ZM168 242H169V244H168ZM172 242H174V243H172ZM228 242H229V238L228 239H226V240H224V242H223V246H221V252H220V254L221 255H218V262H221V264H223L224 262V254L226 253V252H228L229 251V248L228 247H230V244L228 245ZM32 243V244H31ZM59 243V244H58ZM67 243H68V245L71 247H69V246H67ZM82 243V244H81ZM89 244V245H87V244ZM97 243H98V245H97ZM103 243V244H102ZM104 243H105V246H104ZM135 243V242H134ZM136 243L135 244H133V247L135 248H139V247H137V246H135L136 245ZM224 243H225V247H224ZM31 244V245H30ZM34 244V245H33ZM40 246H39V245ZM45 244V245H44ZM56 244V245H55ZM61 244V245H60ZM72 244V245H71ZM74 244V245H73ZM78 244V245H77ZM80 244V245H79ZM91 244V245H90ZM163 244H164V246H165V248H164V246H163ZM173 244H175V245H173ZM30 246V247H28V246ZM36 245V246H35ZM44 245V246H43ZM58 245H59V247H58ZM63 245V246H62ZM102 245V246H101ZM111 245V246H110ZM120 246L119 248H118V246ZM123 245V246H122ZM155 245V246H154ZM228 245V246H227ZM27 246V247H26ZM31 246L33 247V249L31 248ZM55 246V248L54 249H57V252L55 253V252H53V247ZM64 246H65V248H64ZM73 246V247H72ZM76 246H77V248H76ZM78 246H79V248H78ZM89 246V247H88ZM100 246V247H99ZM113 246V247H112ZM115 246H117L116 247V251H115ZM150 246H152V247H150ZM181 246H182V248L184 247V244L182 243V244H180V248H181ZM227 246V247H226ZM2 247V246H1ZM0 247V248H1ZM26 247V248H25ZM40 247V248H39ZM46 247V248H45ZM52 247V248H51ZM103 247V248H102ZM109 247V248H108ZM46 249V251H44L45 249ZM58 248L60 249V251L61 252H59V250H58ZM61 248H62V250H64V251H62L61 250ZM85 248H87V249H85ZM127 248H130V246H127ZM154 248V249H153ZM155 248H156V250H158V252L156 253V250H155ZM160 248V249H159ZM181 248V249H182ZM227 248V249H226ZM47 249H49V250H47ZM52 249V250H51ZM67 249V250H66ZM71 249H73V250H71ZM85 249V250H84ZM101 249V250H100ZM112 249V250H111ZM119 250V252H118V250ZM151 249V250H150ZM21 250H22V252H21ZM32 250V251H31ZM66 250V251H65ZM76 250H77V252H76ZM100 250V251H99ZM105 250V251H104ZM106 250H107V252H106ZM149 250V251H148ZM25 253H24V252ZM31 251V252H30ZM37 251H39V252H37ZM49 253H48V252ZM73 251V252H72ZM122 251V252H121ZM151 251L153 252V251H155V255H153V253L151 254ZM160 251V252H159ZM183 251V250H182ZM224 251V252H223ZM16 252L18 253V254H16ZM36 252V253H35ZM64 252V253H63ZM72 252V253H71ZM83 252V253H82ZM86 252V253H85ZM88 252V253H87ZM106 252V253H105ZM223 252V253H222ZM24 253V254H23ZM44 253V254H43ZM46 253V254H45ZM48 253V254H47ZM55 254V255H53L52 256V254ZM61 253V254H60ZM70 255H72V256H69V254ZM76 253V254H75ZM89 253H90V255H89ZM93 253V254H92ZM98 254V255H95V254ZM101 253V254H100ZM103 253V254H102ZM110 253H112L111 255H110ZM114 253V254H113ZM160 253V254H159ZM178 253H179V251H178ZM186 253V254H185ZM13 254V255H12ZM28 254V255H27ZM32 254V255H31ZM36 254V255H35ZM43 254V255H42ZM59 254V255H58ZM65 254V255H64ZM80 256H79V255ZM92 254V255H91ZM104 254H105V256H104ZM107 254V255H106ZM135 254L136 255H138V257L137 256H135ZM159 254V255H158ZM189 253H187V250L185 249V252L182 254V256L184 255V257H183V259L181 258V260H178V261H181V262H179V264L181 263V264H194L193 263V261L189 258V255H188ZM13 256V258H12V256ZM16 257H15V256ZM21 255H22V257H21ZM45 255H46V257H45ZM67 255V256H66ZM176 255H177V253H176ZM188 255V256H187ZM0 256H4L3 254H1ZM11 256V257H10ZM39 256V257H38ZM76 256V257H75ZM90 256V257H89ZM101 258H100V257ZM143 256H145V257H143ZM152 256V257H151ZM157 256V257H156ZM187 256V257H186ZM26 257V258H25ZM29 257V258H28ZM31 257V258H30ZM49 257V258H48ZM53 257V258H52ZM59 257V258H58ZM67 257L69 258V260L67 259ZM84 257H85V259L87 260V262H86V260L84 259ZM94 257V258H93ZM96 257V258H95ZM108 257H110V258H108ZM149 257V258H148ZM151 257V258H150ZM176 257H180V256H176ZM185 257L187 258V259H185ZM192 257V256H191ZM20 258V259H19ZM23 258V259H22ZM55 258H57V259H55ZM63 258V259H62ZM92 260H91V259ZM107 258V259H106ZM143 258V259H142ZM146 258V259H145ZM193 258V257H192ZM220 258H222V259H220ZM17 261H16V260ZM44 259V260H43ZM76 259V260H75ZM79 259V260H78ZM85 261H84V260ZM136 259V260H135ZM148 259H149V261L150 262H148ZM11 260H13L12 262H11ZM15 260V261H14ZM24 262H23V261ZM27 260V261H26ZM31 260H32V262H31ZM48 260V261H47ZM75 260V261H74ZM98 260H99V262H98ZM145 260V261H144ZM147 260V261H146ZM3 261V262H2ZM6 261V262H5ZM21 261L23 262V263H21ZM39 261H41V262H39ZM69 263H68V262ZM96 261V263H94ZM30 262V263H29ZM38 262V263H37ZM62 262V263H61ZM82 262V263H81ZM136 262V263H135ZM145 262V263H144ZM148 262V263H147ZM154 262V263H153ZM185 262V263H184ZM157 263V264H158ZM163 263V262H162ZM164 264H165V262H164Z\"/></svg>",
	"mask_w": 264,
	"mask_h": 264
},
{
	"label": "water",
	"instance_id": "3",
	"mask_svg": "<svg viewBox=\"0 0 264 264\" xmlns=\"http://www.w3.org/2000/svg\"><path fill=\"white\" fill-rule=\"evenodd\" d=\"M84 1L85 0H71V2H70V0H62L60 2L55 1V0L48 1L43 6V8L41 9V12L38 13L33 18H31L30 15L29 16L26 15V16L22 17V19H26L27 17L30 18V19L24 20V25H25L24 28H22L21 25L16 24L14 16L11 13H8V14L4 13L5 7L0 6V41L7 43L10 46L11 50L14 51L13 55L10 54V57L16 59L15 56H18L17 52H18V50L21 49L20 45L24 44V42L20 41V39H19L20 35H22V34H24L27 38H29L28 39L29 42L30 43L33 42L34 45H36V48L37 47L39 48L37 53L29 61L30 64L32 65V67H34V73H31L30 79L28 81V86H29L30 90H33V89L34 90H36V89L46 90V89H48V87L50 86V84L52 82L50 77L54 73L56 64H58L59 62H61V60H63V59H58V61H55L54 59H52V55L54 54V52H56L59 49V46L53 44V37L51 35H49V33L48 34L44 33L45 27L54 24L51 17L46 13V9H50L51 11L52 10L55 11V13H56V19L55 20H56V23L58 21H61V22H59L58 27H59L60 33H62L64 31V26L62 25V23L65 22V13L68 10L67 7L73 8L74 6H77L76 13L80 12V14H82V17H83L84 16V13H83V2ZM165 2L168 4L169 8L174 9L175 5L171 2V0H166ZM30 3H32V2L29 1V6L31 5ZM10 9L11 8H9V10ZM128 10H129V7L124 6L123 8H120L119 11L116 14H114L113 16L110 17V16L106 15L100 19H98V17H96V16L88 15L87 13H85V18L88 21H90L91 23H94L96 26H100V29H99L100 32L103 31L104 33H107L109 31V29L112 26H114V25H110L108 23L106 24L107 19H111V21H112L113 17H115L118 14L119 15L118 20H119L125 13H129L131 11V9H130V11H128ZM132 11H133V9H132ZM99 20L101 21V23H99ZM26 21H29V22H26ZM152 23H153V25L150 27L151 29L155 27L156 22L154 20L152 22L150 19H147V18L144 19V25H151ZM118 25H119V23H118ZM20 28H22V31H20ZM30 29H32V30H30ZM158 30L159 29H155L152 31L157 32ZM116 32L123 35V29H120V25L116 29ZM96 39H97V36L94 35V36H92V38H90L85 43H81L78 46H76L75 50L72 53L73 56L75 57V59L82 60V57L79 53H82V54L86 53L88 51L89 44L92 41H95ZM132 49H136V48L132 47ZM113 54H114V51L110 50L106 54L103 61L105 62V66L107 67V69L109 67H111L113 69L116 68L115 70L120 72V70H117L120 67V65L115 62V60L113 58ZM107 58H111L113 60L115 68L112 67L109 62H107ZM137 63H138V61H135L134 58H132L128 61L127 66L130 65V66H134L136 68L138 65ZM12 67L14 68V64H12ZM149 69H152V68H149ZM149 69H148V63H146L145 59H144L143 62L140 63V71L143 72L141 75V78H143L144 71H148ZM40 71H42L43 73H40ZM159 71H160V68L156 69L155 73H158ZM70 73L71 72L64 71V72H61L59 75L64 76L66 79L68 78V80L70 82V80L73 78V75H75L76 71H73V75H71L69 77ZM104 75L105 74H102L101 76L97 77L96 82L93 85L94 90L97 87H100V88L102 87V85H99V84L100 83L104 84L105 80H102V78H101ZM148 76L149 75H147V77ZM10 78L11 79L9 80V82L4 87H0V96L2 97L1 101H0V116L3 118H5L7 115H10L14 109H16L20 106V104H19L20 94H18V92L20 91V89L18 88L19 77L17 74H13L12 77H10ZM156 80H158V78H156L154 81H156ZM135 82L136 81H132V83H135ZM136 86H138L137 88L143 89L145 86V82L142 81L139 84L134 85V87H136ZM97 90H99V89H97ZM78 91H81V88H79ZM129 92L130 91L128 90L125 94L120 95L119 98L123 99L127 95V93H129ZM102 93L103 92H101V95H102ZM82 94H85V92L76 93L78 99H80ZM94 101L97 102V106H99V104H101V103L104 104L101 96L100 95L98 96V94L95 95ZM62 108L65 109V107L60 106L59 111ZM65 111H66V113L69 112L68 110H65ZM65 111L63 113H65ZM84 112H86V110H84ZM136 116H138V115L136 114ZM74 120L75 119H72L71 121H74ZM129 121H131V120H129ZM121 124H122L121 122H118V121L115 122L114 129H113L114 135H116V134L118 135L121 132V127H122ZM71 222L72 221H68V223H70V224H71Z\"/></svg>",
	"mask_w": 264,
	"mask_h": 264
}]
</instances>
